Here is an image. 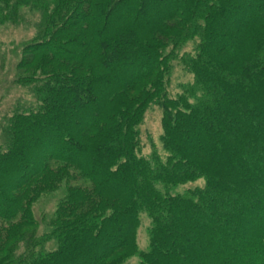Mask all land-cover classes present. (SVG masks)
I'll use <instances>...</instances> for the list:
<instances>
[{"label": "trees", "instance_id": "obj_1", "mask_svg": "<svg viewBox=\"0 0 264 264\" xmlns=\"http://www.w3.org/2000/svg\"><path fill=\"white\" fill-rule=\"evenodd\" d=\"M8 25L0 264H264V0H0Z\"/></svg>", "mask_w": 264, "mask_h": 264}, {"label": "rangeland", "instance_id": "obj_2", "mask_svg": "<svg viewBox=\"0 0 264 264\" xmlns=\"http://www.w3.org/2000/svg\"><path fill=\"white\" fill-rule=\"evenodd\" d=\"M33 36V29L31 27L20 26H11L8 25L6 27L0 28V81L3 77L8 79L14 75V64L16 61L15 53H18V48L23 42L28 41ZM17 50V51H16ZM17 55V54H16ZM180 80H190L189 76L185 78L180 76ZM4 89V90H3ZM0 90V96L7 92L8 99H13L15 96L17 89H13L8 93L6 90V86ZM5 102H2L4 104ZM161 133L160 121H159V113L156 109L149 110L144 118L142 127H141V138L143 141V153H150L151 144H154L155 147L160 148L159 144V135ZM202 182H196V184H201ZM54 203L47 199H44L43 202L38 203L35 206V214L36 216L41 215L42 212H45L47 209H53ZM147 226H148V218L143 215L141 216L140 225L137 229V247L140 250L146 248L148 240H147ZM138 261L137 257H131L128 260H125L122 264H135Z\"/></svg>", "mask_w": 264, "mask_h": 264}]
</instances>
